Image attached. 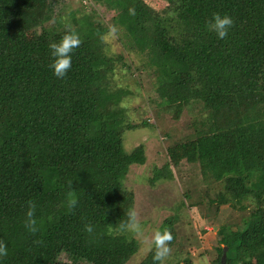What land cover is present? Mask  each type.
Segmentation results:
<instances>
[{
  "label": "trees",
  "instance_id": "trees-1",
  "mask_svg": "<svg viewBox=\"0 0 264 264\" xmlns=\"http://www.w3.org/2000/svg\"><path fill=\"white\" fill-rule=\"evenodd\" d=\"M66 1L0 0V239L8 246L0 264H64L63 257L65 264H128L137 253L130 233L109 230L133 209L129 168L146 161L142 144L123 148V132L139 128L125 100L139 93L113 75L131 67L135 86L146 79L156 94L148 103L157 116L177 120L192 105L207 114L190 140L167 146L168 160L148 179L152 186L180 179L181 199L156 229L173 236L176 258L167 264H193L191 241L181 242L175 229L193 211L215 256L210 264H221L223 247L224 264H264V0H162L160 10L143 0H89L88 12ZM213 13L234 21L223 40L206 28ZM69 31L81 42L57 79L49 44ZM109 35L139 67L110 49ZM182 164L199 171L201 188L183 182ZM68 181L78 197L72 211ZM29 199L37 205L35 234L22 225ZM225 208L249 214L223 224ZM152 256L138 264H154Z\"/></svg>",
  "mask_w": 264,
  "mask_h": 264
},
{
  "label": "rangeland",
  "instance_id": "rangeland-1",
  "mask_svg": "<svg viewBox=\"0 0 264 264\" xmlns=\"http://www.w3.org/2000/svg\"><path fill=\"white\" fill-rule=\"evenodd\" d=\"M148 6L155 10H160L165 6V3L161 0H143ZM71 9H78L80 5H85L83 11L88 12L92 3L89 0H67ZM98 9V6L95 7ZM99 11V10H98ZM100 16L103 19H109L110 15L104 10L99 11ZM106 42L110 49L114 52H121L125 59L132 63L133 67H139L140 62L136 58L134 53L124 52L120 43L117 42L116 37L109 35L106 38ZM133 72L131 70L118 71L116 70L113 75V80L116 84L125 86L129 85L134 94L125 100L127 109L128 120L134 125H138L139 128L131 131L123 132V148L126 152H131L135 147L142 144L146 161L143 165H132L129 168V173L125 180V186L130 188L134 193V205L133 209L137 213V219L143 229L142 235H136L130 233V235L138 242V251L130 259L128 264H138L142 258L149 252V248L152 245L151 236L154 230H156L159 224L164 218L171 215L173 206L181 199L179 180L164 181L151 185L148 181L152 177V170L154 167L161 168L163 164L168 160L165 153L167 146H172L174 143L188 141L192 137L194 130H200L203 128L198 120L201 121L207 118V114L200 113L199 107L184 108L180 114L179 119L172 118L170 113H158L154 105H149L148 98L156 99V94L150 92L149 82L144 79L141 81V90L136 87L137 80L135 75L129 77V74ZM137 74V73H136ZM145 122V126L141 127L140 124ZM181 170V178L183 182L189 181L192 185L189 187L192 191L201 188L199 184L200 174L198 170H193L190 166L182 164L179 168ZM172 173L175 175L177 169H172ZM180 178V177H179ZM192 181V182H191ZM185 185H182L184 187ZM225 211L219 213V220L221 223H241L244 217H248L249 212L229 211V208H225ZM230 212L233 214L230 215ZM194 216V218H193ZM193 218L191 221L188 218ZM235 222H231V221ZM203 221L197 218L196 211H193L190 215L187 212L186 217L180 219L175 224V229L178 236H183L184 239L181 242H189L188 246L190 255L193 257V264H210L211 258L215 257L210 250V243L206 242L204 238L199 234L200 225ZM216 223V222H215ZM205 230H212V227H205ZM182 258V255H180ZM178 257V256H177ZM176 257L170 255L165 264L174 260ZM185 259V258H184ZM65 264L68 260L65 257L62 258Z\"/></svg>",
  "mask_w": 264,
  "mask_h": 264
},
{
  "label": "clouds",
  "instance_id": "clouds-1",
  "mask_svg": "<svg viewBox=\"0 0 264 264\" xmlns=\"http://www.w3.org/2000/svg\"><path fill=\"white\" fill-rule=\"evenodd\" d=\"M162 1V0H161ZM165 3V2H164ZM166 5V3H165ZM130 13L134 14V10L130 9ZM234 21L228 14L213 13L208 21L206 28L208 31L214 33L216 38L223 40L229 33ZM80 39L74 32H67L59 41L49 44L50 56L52 57L49 65L52 74L61 79L65 77L72 65L71 53L79 46ZM71 182H67L65 206L68 211H72L78 205L77 191L72 190ZM102 210V209H101ZM37 205L29 199L25 202L22 225L29 234H35L39 231L38 220L36 217ZM110 234L119 235L125 232L142 235L143 229L137 219V213L134 209H129L126 218L116 223L114 226L109 225ZM84 231L93 233V225L86 224ZM173 236L167 230H154L151 236L152 245L149 251H153L152 260L154 264H165V261L170 256L171 248L169 242L172 241ZM8 255L7 243L0 239V261Z\"/></svg>",
  "mask_w": 264,
  "mask_h": 264
},
{
  "label": "water",
  "instance_id": "water-1",
  "mask_svg": "<svg viewBox=\"0 0 264 264\" xmlns=\"http://www.w3.org/2000/svg\"><path fill=\"white\" fill-rule=\"evenodd\" d=\"M225 251H226V247H223V253H222V256H221V264H224L225 263Z\"/></svg>",
  "mask_w": 264,
  "mask_h": 264
}]
</instances>
